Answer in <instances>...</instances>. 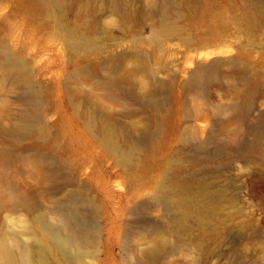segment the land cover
Segmentation results:
<instances>
[{"label": "rangeland", "instance_id": "1", "mask_svg": "<svg viewBox=\"0 0 264 264\" xmlns=\"http://www.w3.org/2000/svg\"><path fill=\"white\" fill-rule=\"evenodd\" d=\"M52 1L57 19L38 7ZM164 11L180 34L163 29ZM72 34L91 51L68 49ZM0 44L26 63L44 113L43 130L24 132L20 116L32 110L25 88L0 69V247L14 254L13 260L0 254V264H23L22 247L41 240L52 249L49 264H75L45 229L72 191L89 201L85 211L95 227L86 264H264V145L255 158L234 148L237 138L253 142L246 126L236 136L227 116L217 115L241 101L235 89H213L205 99L184 87L197 64L212 62L206 53L229 59L248 52L257 90L247 124L264 111V9L257 0H0ZM114 66L115 76L133 80L139 93L150 90L151 70L158 72L164 108L147 110L125 86L109 87ZM175 113L187 133L165 159L171 147L165 126L158 139L164 145L151 151L145 145L128 166L106 156L110 135L128 150L143 119L163 122ZM188 134L214 142L199 151L184 143ZM131 190L142 195L128 207ZM161 191L173 210L157 200Z\"/></svg>", "mask_w": 264, "mask_h": 264}, {"label": "bare ground", "instance_id": "2", "mask_svg": "<svg viewBox=\"0 0 264 264\" xmlns=\"http://www.w3.org/2000/svg\"><path fill=\"white\" fill-rule=\"evenodd\" d=\"M259 6L264 9V0H257ZM38 7L43 12L51 15L55 19L59 17V5L56 1L39 2ZM163 29L168 34H180L181 30L177 23L171 21L167 16L166 11L163 12ZM71 43L68 45V49L79 52L85 50L86 52L91 51L90 43L75 34L71 36ZM5 46L0 44V69L7 70L14 73L15 84L17 86H23L25 88L24 98L25 101L31 105L32 110L21 114L20 123L22 130H43V109L42 103L38 92L33 86L29 69L24 61L16 59ZM205 56L208 59H213L209 64H197L194 71L190 73L189 78L184 83V87L197 93L199 96L205 99H209L213 96V89H235L232 93L237 99L241 98L239 102H232L227 106H221L218 109V114L221 116H227L226 122L235 127L234 131L236 136H239L244 132L243 127L246 126L245 132L248 136L253 137V142L250 143L247 140L236 139L232 142L234 148L239 151H243L248 155H253L255 158L257 155L262 153V147L264 145V111H261L255 116L252 123L247 124L251 115L256 111L255 109V95L256 85L255 79L249 76L251 65H254L252 56L247 52L241 54L238 58L222 59L216 57L213 53H206ZM216 57V58H215ZM142 67L144 63L139 64ZM230 67L229 70H225L224 67ZM115 67V66H114ZM111 68L112 79L107 83L109 87L125 86L127 94L134 97L138 102H141L142 106L151 111L160 112L164 105L159 100L161 94H163L164 83L157 77L158 72L151 70L148 79L150 90L146 93H139L137 85L133 80L127 77H116V67ZM245 86L246 94L242 95L240 88ZM259 86H264L263 82L259 83ZM259 88V87H258ZM180 111H177V114ZM171 114L165 115L164 121L161 122L155 115L146 117L143 119L144 123L137 133L139 134L134 145L130 146L128 150L121 149L117 139L109 136L107 145L109 146L108 153L106 156L116 157L119 162L125 166H128L132 160V155L135 152H140L145 145H150L148 151L156 150L160 145L167 144L171 146L168 149L167 154H162L165 159L168 154L172 151L176 140L180 133L186 135L187 131L182 129L185 120L182 115ZM198 116V115H197ZM196 115H186L185 118L190 119ZM205 120L210 119L209 116H204ZM220 118H218L219 120ZM163 126L166 127L165 135L170 137L169 140L159 142V136L162 134ZM138 127V126H137ZM206 127V126H205ZM185 140L184 143L192 146L196 150H206L211 147L214 140L210 137L198 143L197 139ZM231 146V143L226 145ZM159 145V146H158ZM226 145L222 146L221 149H226ZM225 147V148H224ZM264 156V155H262ZM208 159V157H206ZM195 179H192L191 189H193ZM199 190L201 193H205L206 184L199 183ZM142 194L138 191H130L126 198V205L129 207L130 203L140 197ZM65 198L62 202H59L54 209L55 222L46 223L45 229L48 236L57 246L63 256L70 262L75 264H86V246L91 242L92 235L95 232V227L90 222L89 216L85 211V207L89 205V201L80 193L72 191L64 195ZM21 203L28 207L31 204L23 196L20 197ZM157 200L166 211L174 209L172 200L168 197L165 192L161 191L157 195ZM144 208L145 204L139 206ZM136 208V207H135ZM134 209V208H133ZM52 249L45 242L41 240L39 245L25 244L21 250V260L23 264H49ZM0 254L9 260L14 259L13 248L9 245H1Z\"/></svg>", "mask_w": 264, "mask_h": 264}]
</instances>
